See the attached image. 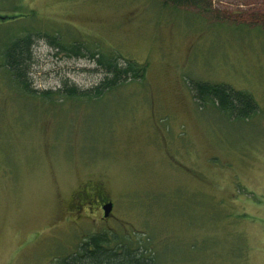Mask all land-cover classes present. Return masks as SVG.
Instances as JSON below:
<instances>
[{
  "label": "rangeland",
  "instance_id": "374dc122",
  "mask_svg": "<svg viewBox=\"0 0 264 264\" xmlns=\"http://www.w3.org/2000/svg\"><path fill=\"white\" fill-rule=\"evenodd\" d=\"M35 35L29 93L2 60ZM83 43L74 56L50 43ZM145 65L100 96L90 51ZM194 81L258 104L248 118L201 103ZM100 186L113 201L72 210ZM96 233L148 248L157 264H264V0H0V264H60Z\"/></svg>",
  "mask_w": 264,
  "mask_h": 264
},
{
  "label": "trees",
  "instance_id": "16d2710c",
  "mask_svg": "<svg viewBox=\"0 0 264 264\" xmlns=\"http://www.w3.org/2000/svg\"><path fill=\"white\" fill-rule=\"evenodd\" d=\"M176 4H193L206 6L209 0H171ZM46 34L27 29L21 33L9 36L2 49V60L6 70L11 74L16 85L22 90L35 93L31 87L29 77V65L32 56V47L35 35ZM50 43L59 45L74 56H84V48L81 43L66 45L58 36L50 35ZM90 50V49H88ZM90 56L96 63L105 69L106 77L94 89L80 91L75 85L65 82L62 90L44 91L42 95L52 97L54 94L64 91L63 96L89 98L98 97L104 91L114 88L124 80L131 81L141 78L145 73V65L134 61L121 63L120 56L90 51ZM192 90L198 101L206 103L211 100L218 110L236 118H248L253 115L258 104L253 96L244 90H236L224 83H212L208 81H194L191 83ZM60 264H157L156 260L148 254V248L143 245H132L118 240L115 236L108 237L106 233H96L88 236L79 245L77 251L62 258Z\"/></svg>",
  "mask_w": 264,
  "mask_h": 264
},
{
  "label": "flooded vegetation",
  "instance_id": "af4514ba",
  "mask_svg": "<svg viewBox=\"0 0 264 264\" xmlns=\"http://www.w3.org/2000/svg\"><path fill=\"white\" fill-rule=\"evenodd\" d=\"M105 195L102 192L100 186L97 188H93L92 190H87L85 188L79 190L74 194L71 201L72 210L76 212V215H79V220L83 219V213L89 210L93 211V209L101 207L103 209V214L105 216L104 207L112 202V200H106ZM114 204V203H113ZM112 212L105 218H109Z\"/></svg>",
  "mask_w": 264,
  "mask_h": 264
},
{
  "label": "water",
  "instance_id": "95a60500",
  "mask_svg": "<svg viewBox=\"0 0 264 264\" xmlns=\"http://www.w3.org/2000/svg\"><path fill=\"white\" fill-rule=\"evenodd\" d=\"M112 208H113V203H112V202L108 203V204L104 207V210H105V216H108V215L110 214Z\"/></svg>",
  "mask_w": 264,
  "mask_h": 264
}]
</instances>
